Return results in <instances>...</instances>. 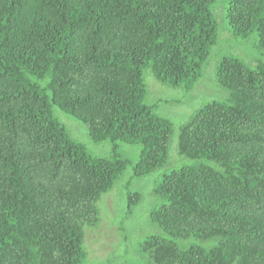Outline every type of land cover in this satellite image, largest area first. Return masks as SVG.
<instances>
[{
    "label": "trees",
    "instance_id": "1",
    "mask_svg": "<svg viewBox=\"0 0 264 264\" xmlns=\"http://www.w3.org/2000/svg\"><path fill=\"white\" fill-rule=\"evenodd\" d=\"M217 9L223 35L255 34L264 56V0H0V264L127 255L129 237L105 259L86 242L128 168L119 143L141 147L128 186L167 165L172 123L146 103L144 75L198 81L220 38ZM216 80L226 98L179 126L177 160L198 164L162 175L149 211L157 231L131 237L139 264H264V61L250 68L238 51ZM56 111L111 154H90ZM142 200L128 193L126 217Z\"/></svg>",
    "mask_w": 264,
    "mask_h": 264
},
{
    "label": "rangeland",
    "instance_id": "2",
    "mask_svg": "<svg viewBox=\"0 0 264 264\" xmlns=\"http://www.w3.org/2000/svg\"><path fill=\"white\" fill-rule=\"evenodd\" d=\"M217 12L219 14V9H217ZM222 15L219 14L220 38L217 45L211 50L207 64L203 68L202 77L198 81L192 84L183 83L174 86L158 81L150 70L145 72L144 78L147 86L146 103L151 104L156 115L172 123L173 133L168 150V163L160 171L145 178L136 179L128 186L127 184L132 175L131 168L138 159L141 147L139 145L119 143V151L129 161L128 168L121 179L116 182L114 188L104 195L98 203L101 211V221L97 227L88 229L86 237L90 257L107 258L111 251L115 252L116 247L118 250L119 243L129 237L128 253L126 256H122L119 261L117 260L116 264H139L143 261V257L136 253L131 237L136 232L139 233L137 236H140L149 235L157 231L149 218L150 209L157 203L156 197L152 194L155 185L160 182L162 175L170 172L172 168L181 166L194 167L198 164L188 159L179 158L177 160L178 153L176 156L175 152L177 150L179 126L185 124L194 111L202 107L206 102L222 101L226 98V92L218 85L216 80V71L222 58L234 55L239 51L241 58L250 68H254L257 61H264L263 53L257 47L255 34L248 40H238L231 32L229 37L225 36L228 32L223 35V29H227V24L222 19ZM222 94L225 95L224 98L221 97ZM56 113H59V120L67 126L68 130L69 128L71 129V131L69 130L70 134L78 136L76 139L87 147L90 154L104 157H108L111 154V143L109 141L94 143L88 136V128L82 123L59 111H56ZM83 130L86 133L83 136H79L83 133ZM135 192L142 194L143 200L132 214L126 217L128 208L126 197L128 193ZM146 195L149 198H146ZM120 221L125 222L124 232L117 229L116 224ZM116 252L122 253L121 250Z\"/></svg>",
    "mask_w": 264,
    "mask_h": 264
}]
</instances>
